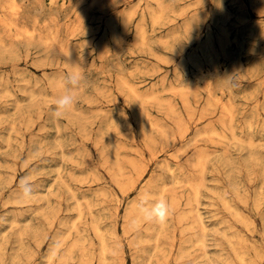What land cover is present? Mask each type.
I'll return each instance as SVG.
<instances>
[{"label": "rangeland", "instance_id": "374dc122", "mask_svg": "<svg viewBox=\"0 0 264 264\" xmlns=\"http://www.w3.org/2000/svg\"><path fill=\"white\" fill-rule=\"evenodd\" d=\"M115 1L119 0H114V7L119 6L115 8L116 13L125 11L127 5L138 3V0H133L136 3L120 0V4ZM172 1H178L179 7L191 6L187 10L188 17L178 18L169 27H159L152 26L150 16H147V38L141 44L135 41V22L139 21L137 15L128 28V35L124 34L125 39L123 37L120 43L115 44L110 33L112 29L108 25L109 12L105 10L94 9L78 25L82 30H75L76 35L71 34L72 37L70 33L76 22L72 9L79 0L71 7L67 6V9H62L60 4L50 7L46 0H19L24 3L26 15L23 13V17L26 21L38 19L41 31L48 23L44 30L48 28L49 32L55 31L57 36L60 31L58 40L77 48L75 51L81 61L85 80L71 113L62 119H55L51 111L55 91L49 83L69 69L63 64L66 61L64 56L61 57L56 52L57 47L54 48L57 44L52 46L56 51L50 47L52 59L55 57L54 65H51L53 60L49 53L46 51L48 60L47 54L42 53L45 46L42 45V48L41 41H33L36 43L33 44L32 41L16 42L6 37V42H13L16 51L21 52L18 54L21 58L16 61L6 54L9 52L7 47H0L6 49L5 54L3 49L0 50V80H3L0 86L8 87L0 94V115L4 113L1 116H6L0 119V264H51L48 259L52 256L47 259V254L50 247L57 244L53 236L59 235L61 231L65 236L68 235L63 239L65 241H59V247L64 244L62 248L57 251L50 249V252L53 251L51 255L57 252L54 254L57 258L53 255L55 258L50 260L52 264L60 263L58 258L65 253V246L88 232L91 237H88L89 242H93V246L89 244L91 250L95 247V260L91 262L98 264L96 254L100 242L98 237H93L94 233L89 227L94 220H99L104 232L111 231L116 264H122L126 259L127 264H189L190 261V264H264V2ZM216 1L223 4L222 10H218ZM27 14L32 15L31 18ZM69 14L72 15L67 16ZM191 17L194 19V28L186 31L183 28L184 19ZM48 19L52 22L49 23ZM49 25L56 26L53 30L49 29ZM44 30V34L49 33ZM223 32H227L230 37L225 49L218 41ZM65 33L69 34L68 38ZM210 37H213V41L207 50L205 44ZM99 40L105 46L109 43L103 57L97 49L101 46ZM26 54H29L28 57H25ZM38 58H43L44 62ZM125 79L140 91L155 90L160 95L161 104L145 99L144 109L149 119L155 121L153 127L147 124L145 118L140 117V107L134 103L128 88L124 87ZM27 80L30 88L36 92L33 98L27 94L30 90ZM1 87L0 92L4 88ZM207 88L211 89L212 95ZM5 90L12 96L5 98ZM168 100L177 107H173L174 112L169 109ZM211 100L213 106L208 103ZM222 104L232 106V115L223 112ZM11 120L15 129H18L17 134V130H13L15 133L10 132L11 126L8 124H13ZM164 127L171 131L172 136L162 140L160 130ZM210 129L225 133L226 138L207 133ZM109 135L115 138L121 148L117 147L118 152L109 144ZM8 138L13 139L9 142ZM247 140H251L254 145L248 146ZM47 149L50 151L46 152ZM196 152L209 154L204 173L206 177L195 211L181 220L189 208L186 204L189 191L186 182L197 172L195 166H191ZM115 153H118L117 159ZM119 164L124 168L122 173L118 171ZM143 168L148 169L147 177H160L167 182L162 197L167 204L171 202L168 204V220L172 221L174 227L177 225V230H173L176 231L173 234L176 240L173 249L168 244L165 256L154 251L151 245L153 240L146 241V237L141 241L140 235L145 236L149 231L153 235L154 232L151 229L147 233L143 232L144 226H147L146 231L150 226V223L146 225L144 218V222L141 220L138 226L136 224L135 232L127 236L124 234V214L134 200H139L144 208H148L155 203L153 200H156V196L161 198L154 188L153 191L149 190L152 194L147 195H155L149 199L153 203L147 202V196L143 198L146 201L142 199L140 187L128 193L121 188L124 176L131 174L138 177V170L141 172ZM171 171L180 175L183 182L173 185L169 177ZM24 176L31 177L37 191L30 200L20 201L16 198L17 184ZM63 181L70 182L80 203L60 186ZM172 194L176 197V200L173 199L177 205L175 210L174 206L171 208ZM49 201L51 204L48 206L46 204ZM53 206L58 209V214L53 211L57 217L54 213L53 217L59 220H52L53 227L47 225L49 230L45 228V241L40 242L34 228L45 221L43 212L54 210ZM79 206L85 215L76 222L77 226H73ZM169 223L171 226L172 223ZM19 230L24 232L22 238L18 234ZM201 234L205 237L203 245L193 241ZM180 244H184V252L187 251L181 258L179 254L183 252H180ZM203 251L208 252L207 256L193 261ZM78 257L79 254L75 252L72 261L69 260L70 264H78Z\"/></svg>", "mask_w": 264, "mask_h": 264}, {"label": "bare ground", "instance_id": "6f19581e", "mask_svg": "<svg viewBox=\"0 0 264 264\" xmlns=\"http://www.w3.org/2000/svg\"><path fill=\"white\" fill-rule=\"evenodd\" d=\"M1 1V0H0ZM42 1H44V0H42ZM47 1V4H48V6H50V7H57V4H60V7H62V9H63V7L65 8V9H67L66 7L68 6H72V4H74V3H76V0H46ZM120 1V0H119ZM117 2V1H115V3H118V4H120L121 3V1L120 2ZM122 1H124V0H122ZM126 1V0H125ZM124 1V2H125ZM128 1V0H127ZM131 1V0H130ZM133 1V0H132ZM204 1V3L206 2V0H201V3ZM255 3H257V4H260V3H263L264 2V0H253ZM109 2V3H108ZM134 2V1H133ZM213 2V1H212ZM27 3V2H26ZM106 3H108V4H106ZM134 3H136V2H134ZM182 3V2H181ZM209 3V2H208ZM216 3L218 4V10H219V8H220V10H222L223 9V4L221 3V2H217L216 1ZM24 4V3H23ZM23 4L22 3H20L19 2V0H2L1 2H0V47H7L6 49L9 51V52H7L6 54L10 57V58H14V60L15 59H20L18 56V54H20V53H18L16 50V48H15V46L12 44L13 42H11L12 41V39H13V41L14 40H16V42H17V40L19 41V40H25L26 41V43H29V41H30V43H31V41L33 42V41H36V40H38V42L39 41H41L40 43V45L42 46V45H44L45 46V50H43V54L45 53V54H47L46 55V58H47V56H49L50 55V53H51V50H50V47L53 49V47L52 46H54L55 44H57L56 46H54V48L55 47H57V49H58V51H56L57 49H53V50H55L57 53H60L62 56L61 57H63V58H65L66 59V61L64 60V66L66 67V68H69L70 67V64H69V60L70 61H72V62H76V63H78L80 66H81V61L79 60V58H78V56H77V54H76V51H75V48H73L71 45H68V44H66V41L64 42V41H62V40H58V38H59V32H58V36H57V32H55V31H50L49 32V30H47L49 33H46L45 31L46 30H44V28H46L47 27V25H48V23H47V25H45V27H43L42 29L44 30V32H45V34L41 31V29H39V25H40V22L38 21V19H34V20H32V18H31V16L32 15H28L27 14V16H29V18H31V19H28V20H31V21H26L24 18H25V16L23 17V13H25V11H24V8H23ZM125 5H126V3H124ZM210 4V3H209ZM209 4H208V6H209ZM105 5H109V7H106ZM111 5H112V7H111ZM192 5H194V4H192ZM197 4H195V6H196ZM252 5V4H251ZM70 6V7H71ZM114 6H116L115 4H114V0H79V2L76 4V6H74L73 7V11H72V14L76 17V22H75V24L72 26V24H71V26H72V31H77V29H81V27L80 28H78V25L80 24V22H82V21H85V20H83V19H85V18H87V16L94 10V9H102V10H105L106 12H109L108 14H109V21H108V25L111 27L110 29H112L111 30V36H112V38L110 37V40L112 39V41L115 43V44H118V43H120L121 42V40H123V37H124V39H125V35H128V28H129V26L132 24V21H133V19L135 18V16H139V21H138V23H136L135 22V24H137V26L135 27V25H134V27L136 28V31H134V33L136 32V38H137V40L135 39V41H136V43L137 42H139V43H141V44H143V43H145V41H146V38H147V29H146V20H147V16L149 17L150 16V23L152 24V26H159V27H169V26H171V25H173V24H175V22H177V20H178V18H180V17H183V18H185V16L187 15V12L190 10V9H188V8H191V6L189 7H179V3H178V1H172V0H138V3L137 4H135V5H127L126 7H125V11H121L120 13L118 12V13H116V9L119 7H114ZM194 6V7H195ZM205 6V5H204ZM255 6V5H254ZM25 7V6H24ZM50 7H49V9H50ZM116 8V9H115ZM209 8V7H208ZM33 10V9H32ZM31 10V11H32ZM34 10H35V8H34ZM42 10V9H41ZM44 10V9H43ZM42 10V11H43ZM46 10H48V9H46ZM51 10V9H50ZM54 10V9H53ZM52 10V11H53ZM188 10V11H187ZM208 10V9H207ZM24 11V12H23ZM37 11V10H36ZM41 11V12H42ZM49 11V10H48ZM114 11H115V13H114ZM210 11V10H209ZM29 12H30V10H29ZM38 12V11H37ZM50 13H51V11H49ZM196 12H198V11H196ZM201 12V11H200ZM103 13V12H102ZM222 13V12H221ZM35 14V13H34ZM49 14V13H48ZM48 14H45V16L46 15H48ZM52 14H53V12H52ZM72 14H69V15H67V16H70V15H72ZM190 14H191V12H190ZM192 14H196V13H192ZM25 15H26V13H25ZM42 15V14H41ZM50 15V14H49ZM55 15H56V13H55ZM58 15V14H57ZM105 15V14H104ZM221 15V14H220ZM259 15V14H258ZM36 16V15H35ZM43 16V15H42ZM41 16V17H42ZM44 16V17H45ZM53 16V15H52ZM67 16H65V17H67ZM186 17H188V15L186 16ZM45 18H47V17H45ZM50 18H52L51 20H53V17H51V15H50ZM55 18V17H54ZM100 18V17H99ZM43 19V18H42ZM59 20V19H58ZM68 20H71V19H69L68 18ZM74 20V21H75ZM78 20V21H77ZM105 20V19H104ZM107 20V19H106ZM194 19L191 17V18H186V19H184V24H183V28H184V30H186V31H189V30H191V29H193L194 28V21H193ZM197 20V19H196ZM48 21H50L49 19H48ZM55 21V20H54ZM53 21V22H54ZM71 21H73V20H71ZM52 21H50L49 23H51ZM55 23V22H54ZM57 23H58V21H57ZM71 23V22H70ZM107 23V22H106ZM249 23H252V22H249ZM53 24V23H52ZM65 24V23H64ZM69 24V23H68ZM254 24H255V22H254ZM257 24V23H256ZM58 25H59V23H58ZM83 25V24H82ZM252 25V24H251ZM41 26V25H40ZM44 26V25H43ZM52 26V25H51ZM50 25H49V29H53V27L54 26H56V25H54L53 27H51ZM64 26H67V25H64ZM69 26H70V24H69ZM67 27V28H70V27ZM80 26V25H79ZM84 26V25H83ZM109 26H107V30H108V28H109ZM250 26V25H249ZM256 26V25H255ZM133 27V28H134ZM178 27V26H177ZM60 28H62V26H60ZM134 28V29H135ZM206 28V27H205ZM57 29H59V26H57ZM66 29V28H65ZM110 29H109V31H110ZM196 29V28H195ZM209 29V28H208ZM54 30V29H53ZM68 30V29H67ZM70 31H71V29H69ZM68 30V31H69ZM82 30V29H81ZM129 30H131V29H129ZM180 30V29H179ZM178 30V31H179ZM258 30V29H257ZM61 31H62V29H61ZM63 31H65V30H63ZM72 31H71V33H70V36H75L76 34V31L74 32V33H72ZM181 31V30H180ZM179 31V32H180ZM208 31V30H207ZM209 31H211L210 29H209ZM208 31V32H209ZM255 31V30H254ZM106 32V31H105ZM126 32H127V34H126ZM257 32V31H256ZM262 32V31H261ZM68 33V32H67ZM79 33V30H78V32H77V34ZM109 33V34H110ZM192 33V32H191ZM60 34H61V32H60ZM66 34V33H65ZM72 34V35H71ZM108 34V35H109ZM125 34V35H124ZM177 33L175 32L174 33V35H176ZM62 35H63V32H62ZM61 35V36H62ZM68 35V36H67ZM208 35H209V33H208ZM253 35V34H252ZM61 36H60V39H61ZM66 36H67V38L69 37V34H66ZM72 36V37H73ZM212 36V35H211ZM7 37V39H8V37L11 39V41H8L9 43H7L6 42V40H5V38ZM127 37V36H126ZM105 39H106V35H105V37H104ZM208 38V37H207ZM71 40V39H70ZM108 40V39H107ZM106 40V41H107ZM215 40V39H214ZM100 42L99 43H101V46L99 47L98 46V43H95V45H97L98 46V48H97V46H96V48L98 49V50H100L99 51V53H100V55H101V57H103L104 55H106L105 53H106V49H107V44H109V43H107L106 44V46L103 44L102 45V42L103 41H101V40H99ZM212 41H213V37H210L207 41H206V44H205V49H209L210 48V46H211V44H212ZM218 41H219V43L222 45V47L225 49L226 47H227V45L229 44V42H230V37H229V35H228V33L227 32H223L219 37H218ZM11 42V43H10ZM16 42H14V43H16ZM37 42V41H36ZM37 42V43H38ZM42 42H43V44H42ZM96 42H98V40L96 41ZM19 43V42H18ZM22 42H20V44L19 45H21V48H22V44H21ZM35 42H33V44H34ZM60 43V44H59ZM138 43V44H139ZM218 43V44H219ZM25 44V43H24ZM36 44V43H35ZM17 45V44H16ZM26 45H28V44H26ZM30 45V44H29ZM39 45V44H38ZM37 45V46H38ZM41 46H39V47H41ZM73 46H75V45H73ZM29 47V46H28ZM26 48V49H31V48ZM108 47H109V45H108ZM38 48V47H37ZM42 48H43V46H42ZM41 48V49H42ZM106 48V49H105ZM3 49V50H2ZM5 48H0V50H2L3 51V54H5L4 52H5V50H6ZM109 49V48H108ZM48 50H50V51H48ZM76 50H77V48H76ZM110 50V49H109ZM2 51L0 52V55L2 56ZM28 51V50H27ZM42 51V50H41ZM46 51L49 53V55H48V53H46ZM55 51H53L52 53H54ZM16 52H17V54H16ZM29 52V51H28ZM40 52V51H39ZM109 52V51H108ZM9 53V54H8ZM27 53V52H26ZM41 52H40V54H42ZM78 53V52H77ZM29 54H30V52H29ZM29 54H26L25 55V57L27 56L28 57V55ZM42 54V55H43ZM52 55V54H51ZM51 55H50V57H51ZM55 55V54H54ZM59 55V54H58ZM17 56V57H16ZM21 56V55H20ZM45 56V55H44ZM53 56V55H52ZM108 56V55H107ZM56 57H57V55H56ZM60 57V58H61ZM49 58V57H48ZM48 58H47V60H48ZM58 58H59V56H58ZM57 58V59H58ZM38 59H40L41 61H43L44 62V59H45V57H44V59L43 58H38ZM56 59V60H57ZM210 59V58H209ZM17 60V61H18ZM46 60V59H45ZM47 60H46V62H47ZM51 60H53L52 59V57H51ZM13 61V60H12ZM16 61V60H15ZM14 61V62H15ZM54 61H55V57H54V60L53 61H49V63H51V65H54ZM59 61V60H58ZM43 62H42V65H43ZM40 64H41V62H39ZM48 63V65H50ZM66 63V64H65ZM210 63V62H209ZM47 63H45V65H46ZM56 64H57V61H56ZM3 81V80H2ZM1 80H0V82H2ZM28 81V80H27ZM26 81V82H27ZM5 82V81H4ZM3 83V82H2ZM28 83V86L27 87H29L30 88V84H29V81L27 82ZM55 83H56V81H55V79L54 80H52V81H50V83H49V85H50V87H52L53 88V90L55 91V93H54V95L56 94V87H55ZM121 83H122V81H121ZM124 84H126V86H124V87H127L128 88V91H129V93L131 94V98L133 99V101H134V103L137 105V106H139L140 107V109H141V111H140V114H141V116L140 117H143V118H145L146 119V122H147V124L148 125H150V126H152V125H155V121L153 122L152 120H150L149 119V115H148V112L144 109V104H145V99H150V100H154L155 102H157V103H159V104H161L162 103V100H161V98H160V95L158 94V92L157 91H155V90H145V91H140L137 87H136V85H134L132 82H130L129 80H127V79H125V81L123 82ZM1 84V83H0ZM4 84H6V83H4ZM8 84V83H7ZM26 84V83H25ZM30 85V86H29ZM205 85V84H204ZM2 86V85H1ZM0 86V87H1ZM6 86H8V85H6ZM26 86H25V89H26ZM4 87V88H3ZM3 87H1V88H3V90L0 92V94H2V92L4 91V89L5 88H8V87H5V86H3ZM22 87V86H21ZM21 87H20V89H21ZM174 87V86H173ZM172 87V88H173ZM205 88V87H204ZM32 88H30V90H29V93H27V94H30V96H32V98H33V96H35L36 95V92L35 91H33L34 89H32ZM206 89V88H205ZM9 90V89H8ZM23 90H24V87H23ZM23 90H21V91H23ZM173 90V89H172ZM207 90H208V92H209V94L210 95H212L211 93V89L210 88H207ZM7 90H5V92H6ZM25 91V93H26V90H24ZM177 91V90H176ZM175 91V92H176ZM8 92V91H7ZM6 92V94H4L3 93V95H6L5 96V98H7V97H9V96H12L11 95V93H7ZM97 92V91H96ZM15 93V92H14ZM24 93V92H23ZM53 93V92H52ZM13 94V93H12ZM183 94H185V93H183ZM209 94H207V95H209ZM9 95V96H8ZM13 95H15V94H13ZM2 95H0V97H1ZM176 96V95H175ZM184 96V95H183ZM31 98V97H30ZM219 98V97H218ZM1 99H2V97H1ZM0 99V100H1ZM220 99V98H219ZM146 100V101H147ZM183 100V99H182ZM5 101V100H4ZM149 101V100H148ZM212 101L213 100H211V101H208V103H209V105L211 106L213 103H212ZM220 101V100H219ZM221 102V101H220ZM168 103H169V105H168V107H169V109L172 111V112H174V110L175 109H177V107L175 106V109L173 108L174 106H173V103H170L169 102V100H168ZM185 103H187V100H186V102ZM217 104H218V102H216ZM229 103V102H228ZM188 105V104H187ZM103 106V105H102ZM213 106V105H212ZM218 106V105H217ZM216 106V107H217ZM220 106V105H219ZM232 107V106H231ZM230 106H228V105H226V104H222V110H223V112L225 113V114H228V115H232V108H231ZM187 108V107H186ZM190 108H192V107H190ZM201 108V107H200ZM221 110V111H222ZM0 113H1V111H0ZM71 113V112H70ZM187 113V112H186ZM4 114V113H3ZM3 114H1V115H3ZM0 115V119L1 118H3L2 116ZM188 115V114H187ZM199 115V114H198ZM173 116V115H172ZM223 116V115H222ZM221 116V117H222ZM228 117V116H227ZM4 118H6V116L4 117ZM187 118V117H186ZM7 120H8V118H7ZM138 120H139V118H138ZM13 120H11V122H12ZM112 121V120H111ZM199 121V120H198ZM230 121V120H229ZM8 122V121H7ZM10 122V123H11ZM137 121H135V123H136ZM2 122H0V124H1ZM4 123H6V121L4 122ZM13 123V122H12ZM209 123V122H208ZM223 123V122H222ZM156 124H157V122H156ZM230 124H231V122H230ZM2 125V124H1ZM11 126L10 128H11V130L8 128V130H10V132H14L13 130H17V132H16V134L18 133V129H17V127H16V129H15V125H14V123L11 125V124H8V126ZM109 125V124H108ZM233 125V124H232ZM231 125V126H232ZM86 126V124L84 125V127ZM158 126V125H157ZM82 127H83V125H82ZM153 127V126H152ZM181 128H183V127H181ZM156 129V128H155ZM184 129H185V127H184ZM235 129V128H234ZM73 130V129H72ZM158 130V129H157ZM177 130V129H176ZM161 139L162 140H164V139H169L171 136H172V133H171V131H169V130H167V129H165V127L164 128H162L161 130ZM9 132V133H10ZM15 133V132H14ZM13 133V134H14ZM185 133V132H184ZM207 133H209V134H212V135H217V136H220V137H222V138H226V134L225 133H220L219 131H217V130H215V129H210L209 131L207 130ZM133 134V133H132ZM181 134V133H180ZM10 135V134H9ZM12 135V134H11ZM181 135H183V133L181 134ZM11 137V136H10ZM14 137H15V134H14ZM13 139V138H12ZM12 139L11 140H9V138H8V140H9V142L10 141H12ZM20 139V138H19ZM7 140V139H6ZM7 140V141H8ZM151 140V139H150ZM222 141V140H221ZM242 141V140H241ZM108 142H109V144L111 145V147H113L114 149H115V151L117 150V147L119 146L118 144H117V142H116V140H115V138L112 136V135H109V140H108ZM247 142V144H248V146H250V147H252L253 145H254V143L251 141V140H247L246 141ZM255 142V141H254ZM244 143V142H243ZM10 145V144H9ZM118 149H121V148H119L118 147ZM167 150V149H166ZM197 150V149H196ZM251 150V149H250ZM50 150L49 149H47V151L46 152H49ZM179 151V150H178ZM185 151V150H184ZM184 151H182V152H180L179 153V155L181 154V153H183ZM117 152H118V150H117ZM193 153V152H192ZM226 153V152H225ZM166 154V153H165ZM195 154V153H194ZM168 155V154H167ZM178 155V156H179ZM196 156H195V159H194V156H193V159H194V164H192L191 166H195V168H196V173L191 177V178H189L188 180H187V185H188V188H189V191H188V198H187V201H186V204L189 206V208L187 209V208H185V211H186V209H187V211L184 213V215L183 216H181L182 218H181V220L182 219H186V218H188L189 216L188 215H190V214H192L194 211H195V209H196V205H197V203L199 202V200H200V197H201V194H202V187H203V185H204V181H205V177L206 176H204V173H205V171H206V163H207V160H208V153H206V152H196V154H195ZM118 158V153H115V159H117ZM134 160V159H133ZM142 160H143V158H142ZM154 160V159H153ZM191 160H192V158H191ZM132 162V161H131ZM98 167V166H97ZM168 168V167H167ZM123 166L122 165H118V171L120 172V173H122V171H123ZM188 169V168H187ZM147 172H148V169H142V171L141 172H139V170H138V177L137 176H132L131 174H129V175H127V176H124L123 177V179L125 178V181L124 182H122V184H121V188L123 189V190H125L127 193L129 192V191H132V190H134V189H136V188H139L140 187V190H139V194L142 196V199L145 197V196H147L148 194L149 195H151L152 193H149V190L151 189H157L158 191V194L160 193V195H161V198L159 197V199H162L163 197V191L165 190L164 188H167V182H165L164 181V179H160V177H152V178H149V177H147ZM137 173V172H136ZM1 175V174H0ZM119 175H121V174H119ZM123 175V174H122ZM152 175V174H151ZM150 176V175H149ZM137 177V178H136ZM170 177V180H171V183L173 184V185H175V184H178V183H181V182H183V179L181 178V176L180 175H178L176 172H174V171H171V175L169 176ZM63 183V184H62ZM61 184L62 185H60V186H62V187H64L68 192H70L71 193V196L72 197H74V198H77L78 197V195H76V192L73 190V188L70 186L71 184H70V182H65V181H63ZM153 189V190H154ZM152 190V191H153ZM165 192V191H164ZM58 194V193H57ZM14 195H16V194H14ZM55 195H56V193H55ZM54 195V197H56ZM157 195V194H156ZM159 195V196H160ZM165 195V194H164ZM50 196H53V195H50ZM140 196V197H141ZM152 196H155V195H152ZM152 196L150 197V196H147L148 197V200H147V202L149 201V199L150 198H152ZM166 196V195H165ZM170 197H173L171 200H172V205H171V208L174 206L175 208H174V210L176 209V207H177V205L175 206V198H174V196H173V194H172V196H170ZM11 198H13V197H11ZM14 198H15V196H14ZM13 198V199H14ZM17 198V197H16ZM16 198H15V201H16ZM52 197H50V199H51ZM154 198V197H153ZM156 198V200L158 199L157 198V196L155 197ZM13 199H11V200H13ZM49 199V200H50ZM78 199V198H77ZM81 199V198H80ZM141 199V200H142ZM164 199V198H163ZM173 199H175V200H173ZM144 200V199H143ZM155 200V201H156ZM14 200H13V202H15ZM20 201H22V200H20ZM45 201L47 202V199L45 198ZM78 201V203H80V200L78 199L77 200ZM121 201V200H120ZM144 201H146V200H144ZM152 201V200H151ZM151 201H149V202H151ZM154 200H153V202H155ZM166 201V200H165ZM17 202H19V201H17ZM51 201H49V204H46V205H50L51 203H50ZM143 202V201H142ZM148 202V203H149ZM153 202H151V203H153ZM48 203V202H47ZM146 203V202H145ZM148 203H146V204H148ZM150 203V204H151ZM171 202H169L168 204H170ZM45 204H44V206H45ZM144 204V203H143ZM150 204H148V205H150ZM176 204H177V202H176ZM80 205V204H79ZM152 205V204H151ZM47 206V207H48ZM141 204L139 203V200L137 201H135L134 200V202H132V204H130L129 205V207H128V212L126 213V214H124L125 215V219L128 221V223H126L127 221H125V219H123L124 221L123 222H125V224H123L124 225V227H123V225L121 226V227H123L124 228V234H125V236H127L128 234H130V232H132V231H134L135 229V227H136V224L138 223V221H139V223H141V220H143V216H142V214H141ZM144 206V205H143ZM142 206V207H143ZM147 206V205H146ZM47 207H45L46 208V210H49V209H47ZM148 207H150V206H148ZM169 207V206H168ZM42 208V207H41ZM40 208V209H41ZM50 208V207H49ZM52 208V207H51ZM53 209L54 210H52V209H50V211L48 212V211H45V212H43V218H44V220L46 221H44V222H42L41 224L40 223H38V224H40V225H36L35 226V233L39 236V238H40V242H42V240H43V238H45V236H46V232H45V228L47 227V229H48V226L47 225H49V227H50V225H52L51 227H53V224H51V222H52V220H53V222H55L54 220H56V219H58V218H56L57 217V214H58V209L56 210L55 208H54V206H53ZM170 208H168V215H167V218H166V220L163 222V223H151V222H147L146 223V225H149L148 223H150V228L148 227V230L146 231L145 229H147L146 227L147 226H144L145 227V229H144V233H147L148 231H149V229H151L152 231H154L153 232V235H152V233L149 231V235L148 234H145V236H142V235H140L142 238H141V241H143L142 239H145L146 237V241L147 240H153L152 242L153 243H151V245L152 246H154L153 248H154V251L155 252H157V251H159V253H160V255H163V256H165L166 254V252H167V249H168V244L170 245V246H172V247H170V249H173V246H174V244H175V236L173 235L174 234V232H176V231H174L173 232V230H175L174 228H176V230H177V225H176V227H174L173 225V223H172V221H169L168 220V216H169V210ZM60 210V209H59ZM172 210V209H171ZM57 212V214L55 215V213ZM173 211V210H172ZM40 213H42L41 211H39ZM126 212V211H125ZM53 213H54V215L56 216H54L55 217V219H53L54 217H53ZM59 214H60V211H59ZM42 215V214H41ZM84 215H85V212H84V210L79 206V208H78V212H77V215H76V218H75V220L72 222V224H73V226H77V224H76V222L78 221V220H81L83 217H84ZM182 215V214H181ZM141 216H142V218H141ZM197 216V215H196ZM170 219V218H169ZM184 219V220H185ZM59 220V219H58ZM57 220V221H58ZM183 220V221H184ZM31 221V220H30ZM29 221V222H30ZM40 222H41V220H40ZM61 222V221H60ZM59 222V223H60ZM143 222H144V220H143ZM143 222H142V224H143ZM169 222H171L172 223V227L170 226V223ZM199 222V221H198ZM45 223H46V225H45ZM61 223H63V222H61ZM138 223V224H139ZM193 223H194V221H193ZM138 224H137V226H138ZM141 224V225H142ZM177 224V223H176ZM30 225H31V223H30ZM62 225V224H61ZM63 225H65V222H64V224ZM62 225V226H63ZM194 226V225H193ZM199 226V225H198ZM90 227V230L94 233V235H93V237L94 236H96V237H98V239H99V242H100V244H99V250H98V254H96V255H98V257H97V263L98 264H116V262H115V255H114V249H113V246H112V243H111V238H112V234H111V231L110 232H108V231H103V230H105V229H102V226H101V224H100V222H99V220L97 221H92V224L89 226ZM195 227V226H194ZM122 228V229H123ZM173 228V229H172ZM20 229V228H19ZM51 229V228H50ZM53 229V228H52ZM88 229V228H87ZM201 229H203V228H201ZM49 230V229H48ZM204 230V229H203ZM203 230H202V234L204 233L203 232ZM61 231V230H60ZM123 231V230H122ZM142 231V230H141ZM146 231V232H145ZM58 232V231H57ZM62 232V231H61ZM61 232H58L59 233V235H54L53 236V240L55 239V242L58 244H55V246H53L52 248L50 247V249H53V251H57L58 249H60V248H62L63 246H64V244L63 245H61L62 247H59V244H61V243H59V241L60 242H63V241H65V240H63V239H65L66 237H67V235H68V233H67V235L65 236L64 235V233H61ZM135 232V231H134ZM173 232V233H172ZM48 234H49V231L47 232ZM60 233L61 234H63L62 236L60 235ZM123 233V232H122ZM18 234H19V236L22 238V235L24 234V232L22 231V230H19V232H18ZM66 234V233H65ZM133 234V233H132ZM136 234V233H135ZM140 234V233H139ZM142 234V233H141ZM172 234V235H171ZM200 235V236H197V238L195 239V240H193L195 243H197V244H202L203 245V243H204V240H205V237H204V235ZM150 235L152 236V237H150ZM191 236V235H190ZM88 237H90L89 236V232L86 234V235H83V237L82 238H78V239H75V240H73L72 242H70L67 246H65L64 248H65V251H63V252H65L62 256H59V258H58V260L60 259V263L61 264H70L71 262L69 261V260H71L73 257H74V253L75 252H77L78 254H79V260H77L76 258V260H77V262H79L78 264H93L91 261H93L94 262V256H93V253H94V248L95 247H92V250H93V252H92V250H91V247H90V243H91V245L93 246V242H89L90 240H89V238ZM138 236H136V238H137ZM144 237V238H143ZM91 238V237H90ZM57 239H60V240H57ZM179 239V238H178ZM139 240V239H138ZM145 240H144V242H145ZM43 241H45V239L43 240ZM58 241V242H57ZM93 241V240H92ZM179 242V241H178ZM65 243V242H64ZM86 244H88V245H86ZM167 244V245H166ZM1 245V244H0ZM57 245V246H56ZM166 245V246H165ZM195 246V245H194ZM57 247V248H56ZM59 247V248H58ZM54 248H55V250H54ZM50 249H49V252H48V254H50L51 252H53L52 250H51V252H50ZM180 249H182L180 252H183V253H180L179 254V258H181V257H184L185 255H186V250H185V252H184V249H185V245L184 244H180ZM202 249H203V247H202ZM246 249V248H245ZM204 250V249H203ZM57 253V252H56ZM55 252L54 253H52V255L50 254L49 255V257H48V254H47V259L48 258H50L51 256H52V258H50V260L51 259H53V258H55L56 256L54 255V254H56ZM207 254H208V252L207 251H203V253L202 254H200V255H197V257H195L194 259H193V261H195L198 257H202L203 258V256H207ZM53 255L55 256V257H53ZM95 255V254H94ZM93 256V258H91ZM60 257H63V258H60ZM76 257V256H75ZM120 257V256H119ZM57 258V257H56ZM98 258H99V260H98ZM242 260L244 259L243 258V256H241L240 257ZM61 259H62V261H61ZM64 259V260H63ZM94 259V260H93ZM50 260L48 259V261H49V263H53V262H50ZM127 260V259H126ZM125 260V261H126ZM72 261V260H71ZM99 261V262H98ZM123 262L122 264H127L126 262ZM47 262V261H46ZM191 262V261H190ZM190 262H189V264H190ZM48 263V262H47ZM57 263H59V261L57 262ZM59 263V264H60ZM257 263V262H256ZM159 264H163L162 262H159ZM166 264V263H165ZM193 264V263H192Z\"/></svg>", "mask_w": 264, "mask_h": 264}, {"label": "clouds", "instance_id": "9594fccd", "mask_svg": "<svg viewBox=\"0 0 264 264\" xmlns=\"http://www.w3.org/2000/svg\"><path fill=\"white\" fill-rule=\"evenodd\" d=\"M69 69L55 78L56 94L52 99V116L62 119L70 113L77 102V97L84 84V73L81 66L69 60ZM17 198L30 200L36 195V185L30 176L21 177L17 184ZM141 214L145 221L163 223L168 215V204L164 199H158L150 207L141 206Z\"/></svg>", "mask_w": 264, "mask_h": 264}]
</instances>
